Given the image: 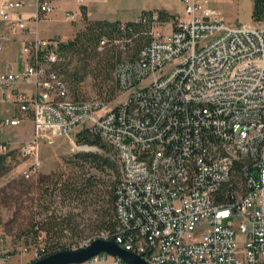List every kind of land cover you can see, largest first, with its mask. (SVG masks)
I'll return each mask as SVG.
<instances>
[{
	"label": "built area",
	"instance_id": "obj_1",
	"mask_svg": "<svg viewBox=\"0 0 264 264\" xmlns=\"http://www.w3.org/2000/svg\"><path fill=\"white\" fill-rule=\"evenodd\" d=\"M53 1H31L35 24ZM182 3L183 15L168 22L151 14L148 42L115 69L126 96L109 107L70 99L51 69L61 39L38 37L36 25L24 39L25 0H0V52L19 38L24 55L19 68L0 71V101L12 97L33 125L32 138L17 150L21 176L39 170L40 140L70 139L85 128L112 147L120 176L113 232L79 247L102 238L148 264H264V27L227 24L209 0ZM66 19L76 21V14ZM19 123L0 118V128ZM6 149L0 142V153ZM16 252L27 247L0 240V264H13ZM41 257L35 249L33 258ZM107 260L129 264L107 253L86 263Z\"/></svg>",
	"mask_w": 264,
	"mask_h": 264
},
{
	"label": "rangeland",
	"instance_id": "obj_2",
	"mask_svg": "<svg viewBox=\"0 0 264 264\" xmlns=\"http://www.w3.org/2000/svg\"><path fill=\"white\" fill-rule=\"evenodd\" d=\"M218 1L221 2L222 10L231 9L230 0ZM160 2L159 0L155 1L156 5H160ZM250 25L264 27V22L260 25ZM82 26L72 29L71 32L66 30L65 33L60 34L63 39L61 41L71 39ZM55 32L60 33L54 31L49 35ZM39 33L42 36L45 35L41 29ZM23 57L22 43L19 38H14L0 52V71L6 69L8 65L13 69L19 68ZM62 63V65L67 64L71 69L76 61L75 58L67 56ZM60 76L65 79L64 75L60 74ZM66 84L69 97L73 98L71 86L67 82ZM17 87L19 90L28 92L31 89L24 84H19ZM73 88L79 92V100H98L109 107L118 105L126 96L125 92L116 89L114 97L109 98L107 93H102L101 86L89 78ZM7 116L18 117L20 123L15 127L0 128V142L7 146L6 151L18 150L20 144L33 136L31 116L17 111L12 103V97H8L7 102L0 101V118ZM76 133L71 134L70 139L55 134L52 136L53 143L40 140L37 154L41 166L29 179H24L21 176L24 158L18 154L11 161L8 171L0 176V240H3L7 245L14 242L18 246L27 247V252L15 253L12 258L13 264H27L32 261L34 250L46 242L55 243L58 241L60 244L74 249L78 248L83 241L103 233L97 231L96 223L100 212L108 209V201L113 188L110 183L112 173L107 170L99 171L90 162L83 164L75 158V154L79 152H102L95 145L76 143ZM109 155L116 158L112 150ZM82 176L94 178L96 181V187L91 193H88L87 197L74 198L68 194H59V183L57 182H64L67 179L79 180ZM55 218L72 222L77 225V228L74 232L65 231V236L62 237L59 235L58 229L51 225ZM41 228L53 229H50L49 235H46ZM109 260L94 264H111Z\"/></svg>",
	"mask_w": 264,
	"mask_h": 264
},
{
	"label": "trees",
	"instance_id": "obj_3",
	"mask_svg": "<svg viewBox=\"0 0 264 264\" xmlns=\"http://www.w3.org/2000/svg\"><path fill=\"white\" fill-rule=\"evenodd\" d=\"M154 12L158 14L161 21L168 22L173 18L165 10L143 11L136 20L124 23L120 21L88 20L83 15L82 28L71 39L58 43L56 47L58 60L51 65V69L59 76L60 74L64 75L65 79L60 77L65 84L67 82L71 86L73 98L69 97L70 99L84 101L79 100V92L73 87L88 78L101 86L102 93H107L109 98L114 97L116 89H119L115 74L116 66L121 60H133L148 42L149 23L147 20ZM143 19L146 21H142ZM252 19L255 22H264V0H253ZM122 24L124 29H120ZM102 38H106L109 41L103 48L98 49ZM115 39H121L124 42L122 44L113 43ZM67 56L75 58L76 61L71 69L68 68L67 64L62 65ZM75 139L78 144L95 145L102 150V152H79L75 154V158L78 161L83 164L90 162L95 169L99 171L107 170L112 173L110 183L113 188L108 201V209L100 212L96 223L97 231L111 233L116 226L114 190L120 176V165L117 158L109 155L110 150L113 151L112 147L102 141L98 135L92 134L84 128L76 134ZM17 154V150L0 153V176L8 171L11 161ZM57 183H59V194H68L74 198L87 197L88 193H91L96 187L94 178L85 176H82L79 180L67 179L64 182L59 181ZM51 225L58 229L57 231L62 237L65 236V231L74 232L77 228L76 224L60 218H55ZM50 229L53 228H41L46 235H49ZM36 249L44 257L70 248L57 241L55 243L46 242V244Z\"/></svg>",
	"mask_w": 264,
	"mask_h": 264
},
{
	"label": "crops",
	"instance_id": "obj_4",
	"mask_svg": "<svg viewBox=\"0 0 264 264\" xmlns=\"http://www.w3.org/2000/svg\"><path fill=\"white\" fill-rule=\"evenodd\" d=\"M32 0H25L24 11L28 20L29 32L26 33L24 39H30L33 36L32 29L36 25L37 36L42 39H51L54 36L60 37V34L65 33L66 30H74L82 25L83 15L88 20H107L128 22L136 20L143 11L165 10L171 16L183 15L182 0H159L160 5H156L158 0H83L79 4L77 0H54L53 10L48 14L40 16L37 24L34 23L33 8L29 5ZM211 6L216 8L222 19L230 25H260L263 22H255L252 19L253 0H230V10H222L220 8L221 2L218 0L210 1ZM67 13L76 14V21H69L66 19ZM40 29L44 32V36L40 35ZM59 31L60 33L50 32ZM48 32V33H47ZM72 35V34H71ZM70 38V37H69ZM3 71V70H2Z\"/></svg>",
	"mask_w": 264,
	"mask_h": 264
},
{
	"label": "water",
	"instance_id": "obj_5",
	"mask_svg": "<svg viewBox=\"0 0 264 264\" xmlns=\"http://www.w3.org/2000/svg\"><path fill=\"white\" fill-rule=\"evenodd\" d=\"M100 253L118 256L129 264H148L138 255L120 248L114 240L102 238L93 240L85 247L57 251L44 257L33 259L27 264H81Z\"/></svg>",
	"mask_w": 264,
	"mask_h": 264
}]
</instances>
